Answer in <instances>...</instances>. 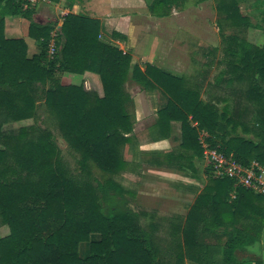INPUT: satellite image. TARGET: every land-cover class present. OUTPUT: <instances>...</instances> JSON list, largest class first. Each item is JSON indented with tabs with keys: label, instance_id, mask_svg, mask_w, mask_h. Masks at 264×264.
<instances>
[{
	"label": "trees",
	"instance_id": "trees-1",
	"mask_svg": "<svg viewBox=\"0 0 264 264\" xmlns=\"http://www.w3.org/2000/svg\"><path fill=\"white\" fill-rule=\"evenodd\" d=\"M175 1L154 0L150 10L164 15ZM214 1L219 29L222 24L248 25L234 0ZM33 12L28 1L0 0V119L4 124L35 120L41 105L77 159L70 169L50 130L35 123L0 128V227L8 228L0 238V264H183L185 259L263 264L239 260L235 252L260 240L264 194L237 188L231 199L232 180L207 175L186 215L169 222L173 256L166 261L155 240L157 225L149 221L143 226L120 187L110 180L99 182L90 166L112 176L128 164L122 157L133 125L124 90L128 78L142 89L157 90L165 100L152 128L156 139L169 137L171 122L180 124V151L167 157L178 170L195 174L193 160H201L203 152L200 132L207 134L211 149L237 163L264 166V43L253 47L236 37L226 39L218 63L226 67L213 81L226 96L204 102L198 88L181 78L150 64L143 70L131 66L128 54L99 40L100 22L82 14L62 17L55 52L49 55L54 25L36 24ZM7 17L29 22L27 36L38 44L39 54L28 57L23 39L4 37ZM86 72L98 76L102 96L83 84L62 83L65 74ZM238 129L245 137L237 135ZM92 235L98 239L91 240ZM82 244L88 245L85 257L79 251Z\"/></svg>",
	"mask_w": 264,
	"mask_h": 264
},
{
	"label": "rangeland",
	"instance_id": "rangeland-1",
	"mask_svg": "<svg viewBox=\"0 0 264 264\" xmlns=\"http://www.w3.org/2000/svg\"><path fill=\"white\" fill-rule=\"evenodd\" d=\"M25 1L27 2V0ZM234 1L240 14L248 20L247 26L232 28L222 24V28L219 29L217 25L219 15L214 0H187V2L184 3H174V5L167 8L166 14L164 15L151 12L150 6L152 3H150L149 6L146 4L147 10L144 7H142L141 10L133 8L127 13L131 19L130 24H146L145 26H147V28L149 27L148 30L147 28L144 29V36L131 34L128 38V36L121 34L112 35L113 28L109 25H103L102 22L98 20L101 26L99 40L128 54L131 57V66L142 65L139 67L143 70L145 64H142V58H145V54H141L140 52L135 53L133 49H135L137 45H140L142 41L148 44L152 39H159L165 45L159 50L156 49L154 54H150L146 59H154L155 62L159 61L161 64L165 62L164 66L168 69L167 71H170L169 74H174L173 76L183 79L188 86L198 88L201 100L204 102L213 101L220 98V96H226L222 87L219 89L213 87V81L222 69L226 67L225 63L222 65L218 64L224 53L223 48L227 45L225 40L230 37H236L240 42L253 47H261L264 43V25L262 23L264 17V0ZM29 4L33 9L36 2H29ZM24 8H26V6H24ZM63 16H61V14L58 15V19H60L61 22ZM148 16L156 18L153 20L154 22H152V24L148 22L150 21L148 20ZM57 21L59 22V20ZM177 35L181 43L179 46L174 45L173 47H175V50L172 52L169 50L171 47L170 44L175 40ZM129 39L133 49H130V46L125 48V44ZM114 42H118L123 48H120V46ZM95 76L98 78L97 75ZM89 79L92 80L91 78ZM93 87L95 86H90L87 91L95 93L99 97L102 96L99 94L100 90L97 89L98 87ZM124 90L130 97L129 112L133 120L132 135H130L132 139L131 143L124 145L122 148V157L128 164L123 171L112 176L103 174L94 165L90 166L91 173L99 182L110 180L120 187L123 200L132 211L141 215L140 221L143 226L149 221L157 225L154 236L160 249V255L164 260L172 261L173 252L169 248L170 237L168 236L169 222L173 220L176 221V218H182L186 215L197 193L193 195L192 190L186 185H180L177 179L170 178L166 181L160 179L157 175H143L147 167H150V165L154 163L155 160L153 159H155V157L153 154L150 156L147 153H144L145 155H140L137 151L140 144L138 145V142L135 143L133 140L137 141L141 139L140 127L149 126V130L151 127L153 128L156 112L164 104L165 100L157 90L142 89L133 82L131 78H128L125 82ZM213 104L218 108L223 106V104L220 103L214 102ZM36 114L35 120L23 122H8L4 124L0 119V128H3V130H16L20 126L35 123L36 126L50 130L63 160L68 164L70 169H74L77 155L71 152L66 142L60 137L57 128L52 124V121L41 105L37 108ZM175 130H177V126ZM202 133L207 135L205 132H200L199 141L201 147L202 140L207 137L204 135L203 139L201 137ZM236 133L238 136L245 137L240 129H238ZM151 136H153L152 129ZM168 138L173 141L176 140L175 137L172 138L170 135ZM246 138L252 137L246 136ZM205 144L209 146L207 143ZM202 160H204L203 156ZM204 168V170L208 169L207 167ZM174 171L179 175L177 171L180 170L174 169ZM180 172L188 173V170ZM206 175L210 174L207 172ZM210 177L213 178L211 175ZM185 195L190 196L186 197ZM151 216L153 217L152 219ZM6 235H8V228L6 226L0 227V238ZM90 239L97 240L98 236L92 235ZM79 251L81 257L87 256L88 245H80ZM235 257L246 262L257 260L264 264V226L261 229L260 240L249 247L237 250L235 252ZM183 264L195 263L185 259Z\"/></svg>",
	"mask_w": 264,
	"mask_h": 264
},
{
	"label": "crops",
	"instance_id": "crops-1",
	"mask_svg": "<svg viewBox=\"0 0 264 264\" xmlns=\"http://www.w3.org/2000/svg\"><path fill=\"white\" fill-rule=\"evenodd\" d=\"M153 1L154 0H34L33 3L36 2V4L33 7L34 12L32 15V19L36 24L42 26L53 24L55 29L60 30L62 22L60 21V19H58V15L61 14V16H63L68 13L76 15L83 14L84 16L100 20L103 25H109L111 28H113V33L115 34L125 35L128 36V38L131 34L144 36L145 33H143V31H145L144 29L147 28V26H145L146 24H130L131 19L127 13L133 8L141 10V8L144 7L147 10L146 4L149 6ZM184 2H187V0L175 1V3ZM154 19L156 18H151L148 16V20H150L148 22L150 24L154 22ZM57 20H59V22ZM28 25L29 22L21 17H7L4 20L3 35L7 39H23L27 45V55L28 57H30L32 55L39 54L40 48L33 39L27 36ZM148 29L149 27L147 28V30ZM114 43L118 44L120 48H123V46H121L118 42ZM180 43V39L177 35L175 40L170 44L171 47L169 48V50L173 52L175 50V47L173 46H179ZM164 45L165 44L159 39H152V41H150V43L148 44L142 41L140 45H137V47L133 49L129 39V41H127V43L125 44V48L130 46V49H133L135 53L140 52L141 54H145V58H142V64H152L157 68H160L163 71L169 73L170 71H167L168 69L164 66L165 62L161 64L159 61L155 62L154 59H146L147 56H150V54H154V51L156 49L159 50L160 48H163ZM139 66L141 67L142 65ZM89 78H91L92 80H90ZM61 80L63 84H83L86 90H88L90 86L92 87V85L95 86L93 88H96L97 86V89L100 90L99 94L102 95L101 84L98 78L93 74L85 73L83 76L65 74L62 76ZM176 126L177 130H175ZM148 128L149 126L140 127L139 131L141 132V139L137 141L133 140V142L135 143L138 142V145L140 144L139 149L137 150L140 155H145L147 153L150 156L151 154H153V156L155 157V159H153L155 160L154 163H152L150 167H147L144 173L142 172L143 175H157L160 179L166 181L170 178L177 179L180 185L188 186V188L192 190L193 195L197 193L194 196L196 198L207 183V175L206 171L204 170V167H206L204 164V160H193L195 174H192L190 171H188V173L177 171L179 172L178 175L174 171V169H177L174 161L167 158L169 155L173 156L180 151L178 147L180 144V124L177 122H171L169 126V135L172 138L175 137V141L169 138L156 139V136H151L152 127L150 128V130ZM131 140L132 139L130 138L129 143H131ZM170 141H172L173 143ZM185 196L187 197L190 195Z\"/></svg>",
	"mask_w": 264,
	"mask_h": 264
},
{
	"label": "built area",
	"instance_id": "built-area-1",
	"mask_svg": "<svg viewBox=\"0 0 264 264\" xmlns=\"http://www.w3.org/2000/svg\"><path fill=\"white\" fill-rule=\"evenodd\" d=\"M33 3L34 0H28ZM59 29H55L50 33V41L48 44V54L53 55L55 52V38ZM202 133V138L204 139ZM207 136V135H205ZM203 152L206 167L209 169V174L215 179L226 178L233 182V191L230 198L234 199L235 190L243 188L254 192L255 194H264V166L253 161L247 166L237 163L232 156H226L218 150L211 149L202 140Z\"/></svg>",
	"mask_w": 264,
	"mask_h": 264
}]
</instances>
